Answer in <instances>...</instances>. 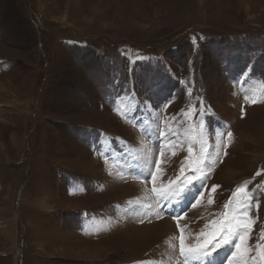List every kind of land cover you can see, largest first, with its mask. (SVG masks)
<instances>
[{
    "label": "rangeland",
    "instance_id": "1",
    "mask_svg": "<svg viewBox=\"0 0 264 264\" xmlns=\"http://www.w3.org/2000/svg\"><path fill=\"white\" fill-rule=\"evenodd\" d=\"M245 205L188 264H264V0H0V264H182Z\"/></svg>",
    "mask_w": 264,
    "mask_h": 264
},
{
    "label": "snow or ice",
    "instance_id": "2",
    "mask_svg": "<svg viewBox=\"0 0 264 264\" xmlns=\"http://www.w3.org/2000/svg\"><path fill=\"white\" fill-rule=\"evenodd\" d=\"M228 136H231V132L228 133ZM158 167V166H157ZM259 175V173H257ZM155 175L152 176V179L155 180ZM218 186H213V191ZM155 191V189H154ZM158 197L167 199L168 193L159 192ZM211 203V201H209ZM195 205H193L194 207ZM225 207H228L226 204ZM247 205H245V210L243 216L232 215L229 216L225 213V219L223 222L219 223L214 230L208 234V238L204 240L202 244H197L194 247H186L183 234L180 237V254L184 256V264H188L190 258L202 259L207 258L211 255L209 251V245H211L212 250H215L218 247L229 244L233 239H239V243L236 244L237 251L241 250L242 245L244 244L245 238L248 235V229L250 227L248 221L245 219L247 216ZM215 223V222H214ZM183 232V230H181ZM217 236L219 239L217 240ZM216 240V243L212 241ZM247 251V249H245ZM202 254V255H201ZM260 258L264 259V250L260 252Z\"/></svg>",
    "mask_w": 264,
    "mask_h": 264
},
{
    "label": "crops",
    "instance_id": "3",
    "mask_svg": "<svg viewBox=\"0 0 264 264\" xmlns=\"http://www.w3.org/2000/svg\"><path fill=\"white\" fill-rule=\"evenodd\" d=\"M32 7H35L36 9H37V11L40 13V17H38L37 18V23H36V26L38 27H40V28H44V26L46 25L45 24V18H44V16H43V14H42V12L36 7V6H33L32 5ZM69 30H71L70 28H69ZM57 177H61V176H59V175H57ZM15 214H17V213H15ZM82 233V232H81ZM87 236V235H86ZM88 250H90L89 248H87ZM75 255V254H74ZM107 262V260L105 259V260H101V261H93V263H91L90 261L89 262H85V264H102V263H106Z\"/></svg>",
    "mask_w": 264,
    "mask_h": 264
},
{
    "label": "bare ground",
    "instance_id": "4",
    "mask_svg": "<svg viewBox=\"0 0 264 264\" xmlns=\"http://www.w3.org/2000/svg\"><path fill=\"white\" fill-rule=\"evenodd\" d=\"M247 9H248V7H247ZM241 135V134H240ZM244 137H246V136H244ZM137 183V182H136ZM138 184V183H137ZM184 191V190H183ZM169 197L170 196H168V198L167 199H165L166 200V202H168V200H169ZM73 208H75V207H73ZM77 209V208H76ZM167 226V225H166ZM177 233L179 234V232L177 231ZM177 235V234H176ZM176 237V236H175ZM211 254H212V252H211ZM205 259V258H204ZM206 260V259H205ZM96 261H100L99 259H97ZM213 262V261H212ZM208 263V262H207ZM218 263V262H217Z\"/></svg>",
    "mask_w": 264,
    "mask_h": 264
}]
</instances>
